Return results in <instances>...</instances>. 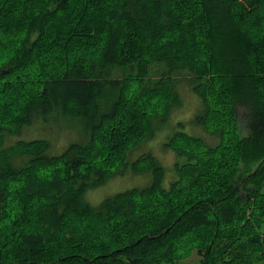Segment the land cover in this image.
<instances>
[{
	"label": "trees",
	"instance_id": "trees-1",
	"mask_svg": "<svg viewBox=\"0 0 264 264\" xmlns=\"http://www.w3.org/2000/svg\"><path fill=\"white\" fill-rule=\"evenodd\" d=\"M186 84L214 143L176 123L166 185L137 150ZM38 122L78 138H18ZM263 183L264 0H0V264H264Z\"/></svg>",
	"mask_w": 264,
	"mask_h": 264
},
{
	"label": "rangeland",
	"instance_id": "rangeland-1",
	"mask_svg": "<svg viewBox=\"0 0 264 264\" xmlns=\"http://www.w3.org/2000/svg\"><path fill=\"white\" fill-rule=\"evenodd\" d=\"M184 104L182 107L177 108L172 113L171 119L169 123L162 129V131L152 140H150L147 144L141 146L137 150V154L141 155L146 152H151L163 165L166 170V182L168 185V180H175L177 178V172L174 167L175 165V155L172 151L163 149L162 145L166 142L173 134L176 128V123L182 122L183 127L181 128L188 134L198 135V137L204 138L211 145L214 143L213 138L208 136L203 130L197 126L195 122L196 116L198 114V106L199 100H194L196 98H192L190 96L189 86L186 84V88L184 91ZM238 120L241 124V128H245L247 122L246 112L243 107H238L237 109ZM57 123H46V122H38L32 128L23 132L21 136L18 138L22 140H30V139H47L50 140L56 150L61 149L63 146L67 145L70 141H73L78 138V135L74 130L69 129L67 126H64L63 129L58 127ZM246 132L245 130H243ZM13 142V140H10ZM207 142V143H208ZM208 143V144H209ZM56 153V152H53ZM151 181L150 174H142L135 175L133 173H129L126 176H118L112 180H110L106 185L99 187L97 189H93L86 194V200L92 204L97 205L105 198L112 196L117 192H122L132 188H142L149 185ZM260 191L264 193V183L262 184ZM261 232L264 233V224L261 227ZM198 260L197 255H193L191 258L182 260L176 264H194Z\"/></svg>",
	"mask_w": 264,
	"mask_h": 264
}]
</instances>
